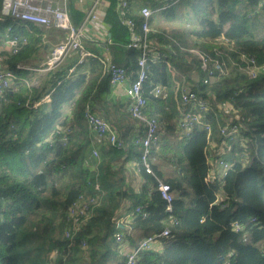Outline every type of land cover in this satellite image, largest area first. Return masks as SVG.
<instances>
[{"label":"trees","instance_id":"trees-1","mask_svg":"<svg viewBox=\"0 0 264 264\" xmlns=\"http://www.w3.org/2000/svg\"><path fill=\"white\" fill-rule=\"evenodd\" d=\"M106 1L102 22L109 33L112 61L134 78L138 51L126 47L130 30L122 19L132 18L140 31L143 18L132 12L131 0L123 14L121 0ZM140 5L151 9L147 38L161 57L147 62L145 115L173 120L176 129L178 83L209 98L210 108L201 118L210 128L197 124L190 136L181 134L168 146L160 138L153 143L152 173L139 169L144 182L135 191L124 168H113L115 159L139 160L141 146L135 137H121L125 148L101 143L100 158H90L94 146L84 109L98 101L97 91H107L108 76L100 80L98 75L95 80L84 74L68 76L77 60L70 56L47 71L37 88L27 89L14 79L11 91L0 94V264H120L113 232L124 233L128 225L131 233L124 238L130 247L149 233L169 230L168 236L158 237L151 248L139 252L136 264H264V74L248 78L233 64L240 53L264 62V3L141 0ZM68 12L75 25L83 22L84 13L73 0H68ZM169 22L178 24L164 25ZM19 33L10 19H0V45L14 35L20 38L16 52L0 51L1 64L15 73L17 63L32 49L21 43ZM221 37L230 46L221 56L226 71L205 84L200 59L191 50L215 56L213 47L222 48ZM168 62L179 74L172 73ZM156 84L167 92L165 98L149 93ZM46 94L49 100L34 106ZM70 103L71 116H67L64 106ZM234 114L240 115L242 129L228 141L219 126ZM69 126L72 129L64 132ZM218 156L228 159L229 166L210 179L209 157ZM159 182L170 186L169 211L158 191ZM96 183L101 189L97 192ZM94 193L97 200L90 216L74 229L67 219L70 204L80 194ZM138 205L142 212L134 211ZM115 213L129 214V223L114 227ZM68 229L70 236L65 235Z\"/></svg>","mask_w":264,"mask_h":264},{"label":"built area","instance_id":"built-area-1","mask_svg":"<svg viewBox=\"0 0 264 264\" xmlns=\"http://www.w3.org/2000/svg\"><path fill=\"white\" fill-rule=\"evenodd\" d=\"M260 3H264V0H260ZM127 5V0H121L120 12L122 14ZM107 6L108 1L106 0H93L89 15L84 18L80 25H75L68 12V0H2L0 19H10L14 24L29 22L37 25L51 26L67 32L65 38L52 46L38 67L29 68L38 71H49L57 67L74 51H80L83 56L87 54L83 46L85 36L84 22L96 19L101 11L104 12ZM138 13L143 18L140 31L135 28L136 24L132 18L122 19V23L127 25L130 30V40L126 47L138 51L137 70L134 78L129 80V74L126 68L115 63L111 59L104 60L103 63L109 83L116 88H122L124 94L128 97L127 106L129 113L137 122L144 123L143 132H137L134 135L136 143L141 146L138 169L142 168L145 172L152 173L153 158L150 157V148L151 145L160 138L159 121L155 117L146 116L144 113L147 97L143 91V84L148 78L147 62L149 60L152 62L160 61L161 57L160 53L156 50V46L147 38V33L150 29L149 20L152 14L150 7L142 5L138 8ZM8 29L11 30V26H9ZM220 39L222 41L219 43L222 45V48L218 46L213 47L215 56L208 53H201L197 50H191L196 52L200 59L199 66L203 71L202 82L205 84L217 80L219 76L226 71V61L221 56L225 53L226 49H230V46L227 38L221 37ZM19 40L20 38L14 35L13 39L9 40V46L6 47L5 45H1L0 51L1 49H6L12 53L16 52L19 47ZM25 41L26 38L22 37L21 43ZM110 42V39L106 37V42H104L103 45L107 47ZM233 64H235L248 78H256L264 74V62H258L256 58L247 53H240ZM168 66L173 74H179V70L173 63L168 62ZM17 68H23V66L17 65ZM15 78L16 76L11 69L7 67L0 69V94L11 88ZM175 91H178L175 100L179 116L176 122V128L179 130L180 134L187 137L190 136L192 129L197 124H204L205 128L209 129V124L204 123L201 118V113L208 111L210 108L209 98L199 94L195 90L180 87L178 83H176ZM149 93L154 98H165L167 96V92L159 84L152 86ZM226 107L227 106L224 105V110L227 112L228 108ZM83 115L92 132V144L94 147L91 153L93 155H98V145L101 143L116 148H125L124 141L118 136L112 124L103 116L90 109L88 104L84 109ZM71 129V126H69L65 128L64 132L67 133ZM241 129L242 125L240 122V115L238 114H234L225 124L219 126L220 133L228 141L234 140ZM215 165L217 168H222L224 170L228 168L229 163L224 157L218 156L217 159H215ZM94 189L96 192L101 190L97 183L94 185ZM158 191L161 197L166 201V210L169 211L170 202L172 200L169 184L159 182ZM95 195L96 193L88 196L80 194L70 204L67 212V219L74 229H77L90 216L95 201L97 200ZM143 210L142 205H138L134 208L135 212H142ZM143 214L145 213L143 212ZM111 223L114 227H117L120 223H123V215L120 213L114 214L111 217ZM235 227L236 230L240 229V226L237 224ZM129 233L130 228L126 233L117 229L113 232V243L120 252V264H136L139 252L151 248L158 237L168 236L169 230L166 228L159 233H149L142 237L139 243L133 247H130L124 238L125 234L127 235ZM65 235L70 236V229L66 230Z\"/></svg>","mask_w":264,"mask_h":264},{"label":"crops","instance_id":"crops-1","mask_svg":"<svg viewBox=\"0 0 264 264\" xmlns=\"http://www.w3.org/2000/svg\"><path fill=\"white\" fill-rule=\"evenodd\" d=\"M73 1L75 2L76 6L84 13V18H86L90 13L91 4L93 0H73ZM131 2L134 5L133 8L131 9L132 12L138 13V8L142 6L140 5L141 0H131ZM102 15L103 12L101 11V13L97 16L96 19L84 22L85 36L83 40V46L87 54L83 56L81 55L80 51H74L67 56V57L77 56V60L75 61L74 65L69 68L68 76L74 78L80 74H84L86 75V78H90L94 76L93 78L94 80L96 75H98L96 80L105 79L107 77L105 73L103 61L110 59L112 60L113 53L111 52L109 47H105L103 45V43L106 42V37H108L109 33L107 32V28L102 22ZM16 25L18 31H20L19 34H21L24 38H26L25 43L30 44L32 46V49L27 51L26 55L24 56V59H22L17 63V65H22L23 68L17 69V65H16V69L18 70V73H15L14 71V74L16 76L15 79L18 80L17 82L19 84H24V86L27 89L31 87L37 88L42 83V80L45 78L47 71H38L29 68L38 67L40 65V62L44 59V57L46 56L48 51L52 48V46L55 45L61 39L65 38L67 36V32L55 27L37 25L29 22H20L19 24ZM4 40L5 39L2 38V41ZM1 45H5L6 47H8L9 40L4 41V43ZM1 60L2 58H0V64H1ZM4 67H7V64L3 63L0 65V69ZM128 74H129V80L132 79L131 72H128ZM9 90L11 91V89ZM80 90L78 91V93L80 92ZM97 92H98L97 94L98 101L95 104L89 103L88 106L97 114L103 116L106 120H108L115 128L116 133L118 134L119 137L124 136L126 140H132V138L137 132L142 131V129L144 128V123L137 122L132 118V115H130L127 106L128 97L124 94L122 88H116L109 83L107 91L104 92L97 91ZM43 100L44 101L49 100V95L48 94L44 95L43 97L40 98V100L35 101L33 104L37 106L40 103V101ZM72 105L73 104L70 103V104H65L64 106L65 114L67 116H71ZM157 107H158L157 105L154 106L155 109H157ZM177 131L179 132V130ZM210 145L214 146L212 144ZM210 150L213 151L212 148ZM90 158L91 159L95 158L98 160L100 158V151L98 150V155L96 156L91 153ZM209 162L212 163V167H210L209 169L208 178L212 179L214 177L220 176L221 172L215 166V159L213 157L212 158L209 157ZM118 166L119 167L122 166L124 168V173L128 180L129 186L135 191H140L141 185L143 184L144 180L142 176L138 173L139 172L138 161L133 156L128 157L127 159H125V157L120 159H115L113 161V168H116ZM125 200H129L128 197H126ZM121 215H123V223H120L118 227H121L122 224H128L130 220L129 214L122 213ZM129 228L130 225L127 226L126 231L124 232L126 233ZM130 233H131V229H130Z\"/></svg>","mask_w":264,"mask_h":264},{"label":"rangeland","instance_id":"rangeland-1","mask_svg":"<svg viewBox=\"0 0 264 264\" xmlns=\"http://www.w3.org/2000/svg\"><path fill=\"white\" fill-rule=\"evenodd\" d=\"M156 18L157 19H160L159 18V15L158 16H156ZM158 21H160V20H158ZM153 22V21H152ZM160 22H162V21H160ZM176 24H178L177 22H169V23H164V25H166V26H169V25H176ZM180 26L182 25V24H179ZM153 117H155V116H153ZM156 118V117H155ZM158 120V119H157ZM174 122H173V120H170V121H168V122H165V121H162L160 118H159V133H160V142H161V144H163V145H165V146H168V145H170L171 143H172V140H174V139H176V140H179L180 139V137H182V135L179 133V132H177V130L175 129V127H174ZM242 142H244V141H242ZM166 155L168 156L169 155V151H167L166 152ZM228 160V159H227ZM227 162H229V161H227ZM209 165H210V167H212V163L211 162H209ZM216 166V165H215ZM218 170L220 171V172H223L222 170V168L220 169V168H218ZM83 223H85V222H83ZM82 223V224H83ZM81 224V225H82ZM80 225V226H81ZM79 226V227H80ZM78 227V228H79ZM77 228V229H78ZM119 262H120V258H119ZM116 264V263H115Z\"/></svg>","mask_w":264,"mask_h":264},{"label":"bare ground","instance_id":"bare-ground-1","mask_svg":"<svg viewBox=\"0 0 264 264\" xmlns=\"http://www.w3.org/2000/svg\"><path fill=\"white\" fill-rule=\"evenodd\" d=\"M236 225V224H235ZM238 225V224H237ZM118 227V226H117Z\"/></svg>","mask_w":264,"mask_h":264}]
</instances>
